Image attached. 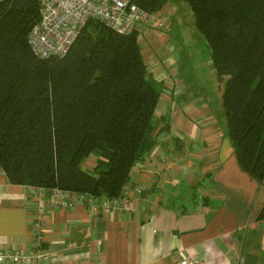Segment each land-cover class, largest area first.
<instances>
[{
	"label": "trees",
	"instance_id": "obj_1",
	"mask_svg": "<svg viewBox=\"0 0 264 264\" xmlns=\"http://www.w3.org/2000/svg\"><path fill=\"white\" fill-rule=\"evenodd\" d=\"M133 1L152 13L167 2ZM186 1L224 82L235 155L264 187V0ZM40 18L39 0H0V168L15 185L119 197L170 127L156 116L164 85L150 73L138 31L90 20L67 54L41 58L28 41Z\"/></svg>",
	"mask_w": 264,
	"mask_h": 264
},
{
	"label": "crops",
	"instance_id": "obj_2",
	"mask_svg": "<svg viewBox=\"0 0 264 264\" xmlns=\"http://www.w3.org/2000/svg\"><path fill=\"white\" fill-rule=\"evenodd\" d=\"M180 84L156 114L169 129L132 169L124 194L135 183L143 192L128 212L56 208L51 190L11 184L0 168V251L29 250L40 232L53 253L49 264H264V187L240 166L222 109L184 98L190 89ZM96 158L84 166L93 169Z\"/></svg>",
	"mask_w": 264,
	"mask_h": 264
},
{
	"label": "built area",
	"instance_id": "obj_3",
	"mask_svg": "<svg viewBox=\"0 0 264 264\" xmlns=\"http://www.w3.org/2000/svg\"><path fill=\"white\" fill-rule=\"evenodd\" d=\"M39 4L41 18L32 27L28 41L32 51L41 58L67 54L90 20H97L121 34L138 31L141 40L146 27L163 24L165 14L164 10L149 12L133 0H39ZM151 63L147 60L150 73L153 74ZM161 72L164 74L165 70ZM156 76L157 73L153 74L155 79ZM142 192L143 186L135 183L129 195L99 200L89 193L56 188L51 191L50 202L56 208H72L79 203H85L95 213L101 211L108 215L113 209L120 212L130 211L134 196ZM43 210V205H38L33 214V221L37 222L39 231L42 228ZM52 257L53 253L45 247L40 232L36 233L34 245L29 250L10 248L0 251V263L49 264ZM180 264H189V261L185 259Z\"/></svg>",
	"mask_w": 264,
	"mask_h": 264
},
{
	"label": "rangeland",
	"instance_id": "obj_4",
	"mask_svg": "<svg viewBox=\"0 0 264 264\" xmlns=\"http://www.w3.org/2000/svg\"><path fill=\"white\" fill-rule=\"evenodd\" d=\"M162 10L165 11L163 24L146 27L140 37L145 57L149 63L152 62L153 74L157 73L156 80L166 87L156 114L163 112V104L167 103L170 91L180 83L190 89L184 98H205L212 101L214 111L221 110L224 82H220L214 73L209 48L195 26L190 4L186 0H167ZM179 48L181 60L175 57ZM164 70L163 74L161 71Z\"/></svg>",
	"mask_w": 264,
	"mask_h": 264
}]
</instances>
